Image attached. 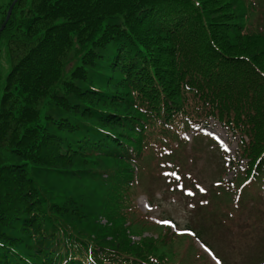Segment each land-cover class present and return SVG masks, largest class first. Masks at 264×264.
Listing matches in <instances>:
<instances>
[{"label": "trees", "instance_id": "trees-1", "mask_svg": "<svg viewBox=\"0 0 264 264\" xmlns=\"http://www.w3.org/2000/svg\"><path fill=\"white\" fill-rule=\"evenodd\" d=\"M210 120L238 144L228 204L264 183V0H18L0 33V264H184L133 190Z\"/></svg>", "mask_w": 264, "mask_h": 264}, {"label": "rangeland", "instance_id": "rangeland-1", "mask_svg": "<svg viewBox=\"0 0 264 264\" xmlns=\"http://www.w3.org/2000/svg\"><path fill=\"white\" fill-rule=\"evenodd\" d=\"M2 4L3 0H0V5ZM5 66L3 62V67L6 68ZM204 134L214 136L221 149L226 146L228 149L227 153L231 158L236 155L237 141L219 125L206 129ZM188 139L190 142H187L185 149L179 153L177 162L182 173L187 171L186 174L193 177L185 178V173L183 175L182 173L181 175L177 173L178 181L176 183L171 181L170 183L168 182L169 184L163 185V180L158 176L153 178L148 175L144 181L141 182L139 180L136 188H134L132 205L142 215L150 216V223L163 225L160 221H171V225H168L173 230H181V234L190 236L191 233L186 232L187 226H199L196 224L199 219L192 213V207L194 206L192 203L197 199L195 205L211 204V194H207L206 191L213 186L216 175L222 171L223 165L229 161L222 158L221 150L217 148L215 143L201 137L196 138L193 142L191 141L192 137H188ZM189 163L194 166L189 165ZM152 166L158 167L154 164ZM226 166L228 167V165ZM155 171L160 172V167ZM236 174L238 172L236 173V170H232L224 180L233 181L236 179ZM194 181L200 194H197L198 189L193 190ZM224 185L226 188L214 186L210 190L214 194H233V191H230L228 182L224 183ZM148 191L155 194L152 205L149 203V198L146 194ZM252 192L261 194L262 190L258 189L257 185L251 184L248 186V192H240V194H243L242 200L244 199L245 201L239 208L232 210L233 215L228 213L229 218L223 215L222 210L231 211L233 202L228 203L227 206L223 205L222 210L207 211L201 208L197 210L201 211V213L205 210L209 217L207 220L202 217L200 224L206 227H210L213 223L215 224L213 227L215 234L206 230L203 240L217 248L215 253L217 255L220 254L227 264H251L252 257L259 254L260 251H264V199L261 197L258 202L251 199L248 201L244 195ZM208 199L210 203L205 204L203 201ZM201 202L203 203L201 204ZM208 209H212V207ZM138 215L140 216V214ZM151 233L155 232L152 231ZM190 237L183 236L179 245L176 246L178 258L185 256L184 264H215L213 262L215 260L211 261L200 242Z\"/></svg>", "mask_w": 264, "mask_h": 264}, {"label": "snow or ice", "instance_id": "snow-or-ice-1", "mask_svg": "<svg viewBox=\"0 0 264 264\" xmlns=\"http://www.w3.org/2000/svg\"><path fill=\"white\" fill-rule=\"evenodd\" d=\"M227 147L225 146V151H227ZM173 175H175V173H173ZM247 183V181L245 182ZM201 191H203V189H201ZM160 223H163V224H169L171 225V221H167V220H164V221H160ZM173 227H175L174 225H172ZM194 235V234H193ZM205 251H208L209 252V255L212 256L213 260H215V264H220V261L218 259H216V257L211 253V251L209 249H207L205 247Z\"/></svg>", "mask_w": 264, "mask_h": 264}, {"label": "water", "instance_id": "water-1", "mask_svg": "<svg viewBox=\"0 0 264 264\" xmlns=\"http://www.w3.org/2000/svg\"><path fill=\"white\" fill-rule=\"evenodd\" d=\"M16 1H17V0H15V2L13 3V5L11 6V8H10V10H9V13H8V16H7V19H6V22L8 21L10 15H11L12 9H13V7H14ZM6 22L4 23V25H3L2 29H1V31L5 28V26H6Z\"/></svg>", "mask_w": 264, "mask_h": 264}]
</instances>
